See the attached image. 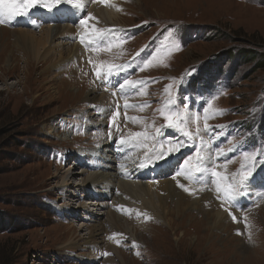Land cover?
Returning <instances> with one entry per match:
<instances>
[{"label": "rangeland", "instance_id": "374dc122", "mask_svg": "<svg viewBox=\"0 0 264 264\" xmlns=\"http://www.w3.org/2000/svg\"><path fill=\"white\" fill-rule=\"evenodd\" d=\"M109 1L104 9L117 7L121 24L108 25L89 16L93 15L90 8L95 0H87V10L78 17L86 20L85 27L99 30L133 28L118 38L123 43L101 40L96 48L91 38L86 41L81 34L78 19L74 27L69 26L74 33L52 41L53 46L60 44L61 53L53 50L55 53L47 60L40 58L43 49L39 58L30 61L29 55L17 48L22 44H16V49L12 46L15 36L3 31L13 30L11 26L0 25V264H264V175L259 173L264 174V0ZM43 3L56 9L71 7L64 3L53 6L54 0ZM47 12L43 7L34 15L37 27L27 26L38 31L34 32L38 37L42 35L40 29L52 23L46 20ZM146 43L151 48L149 54L143 59L137 57V51ZM175 44L179 50H174ZM107 47L112 48L101 51ZM122 61L132 67L139 64L130 70L122 68L129 76L125 79L150 81L130 97L118 87L114 94L104 78L96 75L91 80L87 73L88 68L96 72L109 64L123 66L119 64ZM145 61H151V65L141 70ZM91 89L98 92L90 94ZM101 93L107 97L104 106L93 102ZM169 97L175 101L169 110H187L200 116L187 124L193 134L200 129L198 137L189 140L180 131L166 127L167 120L158 109L165 107ZM208 101L212 108L207 124L212 127L205 131L202 109ZM116 105L120 106L119 115L113 122ZM105 107L111 108L105 112ZM215 109L225 111L213 117ZM157 129L161 135H155ZM144 131L150 138H138L141 146L134 151L130 147L126 154L130 169L123 172L119 165L117 171L97 168L96 172L107 178L106 182L102 178L98 182L106 188L111 184L110 175L116 177V172L122 171L128 176L129 171L140 167L135 165L137 161L142 163L145 155L151 156L152 149L167 138L174 144L164 147H179V151L162 159L153 158L150 163L153 170L175 155L177 160L170 172L155 173L153 178L147 177L153 172L150 170L147 176L137 178L141 184H151L149 188L156 194L168 196L167 207L158 208L157 216H153L154 210L144 208L142 199L137 201L140 208L127 204L133 200L118 190L107 195V202H116L114 205L98 207L101 201L90 195L92 191L85 195L86 189L78 186L84 168L79 152H99L101 143L109 137L116 136L118 141ZM117 145L122 147L121 143ZM221 149L224 154L218 156ZM197 153L204 156L199 165ZM244 153L255 154L257 167L250 169L255 180L236 198L247 199L237 210L238 203L227 200L223 191L217 190L211 172L195 169L214 168L230 182L242 165L249 163ZM189 156L193 157L191 168L177 175L185 169L183 161ZM104 158L98 155L100 163H105ZM89 160L95 163V159ZM59 171L68 172L73 182L70 186L60 185L63 175H58ZM114 179L130 183L124 177ZM167 181L182 196L169 197L161 187ZM95 189L103 194L102 188ZM178 199L182 206L185 204L183 208H178ZM82 203L89 211L79 208ZM108 212L127 221L133 235L122 238L112 228ZM214 213L221 215V221ZM97 223L103 228L95 235V243L84 245L90 233L98 229L93 228Z\"/></svg>", "mask_w": 264, "mask_h": 264}, {"label": "bare ground", "instance_id": "6f19581e", "mask_svg": "<svg viewBox=\"0 0 264 264\" xmlns=\"http://www.w3.org/2000/svg\"><path fill=\"white\" fill-rule=\"evenodd\" d=\"M82 1H83L82 3L87 5V0L86 1L82 0ZM95 1H97V2L94 3V5H92L91 8H90L91 12H93V15H91V16L94 17L95 20L102 19V20L105 21L104 23L108 24V25L121 24V22L119 20H117V12H116V10L118 8L113 6L114 2L112 4V6H111V7H114V8H113L112 11H110V9H104V4H106V3L103 2V0H95ZM109 2L110 1L107 0V3H109ZM73 7L72 8L71 7L70 8L61 7V8L54 9L53 11H50L51 18H53V20L56 21V22H52L51 24L46 25V26H49V27H46V28L43 27L42 29H40V31L42 32V35L40 37H38L36 35L37 33H34V32H38V31H34V29H30L27 26L28 25L36 26V24L31 19L40 10H42V9H40L41 6H37L36 8L30 9L29 10V14L26 15V16L16 17L13 21L5 22V23L0 24V25L5 27L6 24H9L11 26L10 28H12L13 30H9V29H5L4 28L3 31L4 32L5 31L6 32H10V33H12L15 36V38L13 39L12 46L15 47V49H16V44H19V43L22 44L21 47H17V48L22 50L26 56L29 55L30 61H31L32 58L33 59L39 58V54H41V51L43 49H45V50H43V57H40V58L42 60H47L51 53H55L53 50H55V51L58 50L59 53H61L60 44H58L56 46H53L52 45V41H55L56 39L60 40V38H62V36L66 35L67 33H70V32L74 33V29L73 28L70 29L69 26L70 27H74L75 23L79 19V17H78L79 12L80 11H82V12L85 11V6L82 9H77V8H75V7L73 8ZM66 12H68L70 20L73 22L72 25H66L65 24L66 22H64L62 24L63 21H65V20L67 21L69 19L67 14H66L67 19H64V17H63V15ZM79 22H80V20H79ZM95 24L96 23L92 22L91 25H95ZM38 25L40 26V23ZM50 25H52L53 27H50ZM0 28H2V27H0ZM7 28H9V27H7ZM111 29H115V32L113 33V35L116 38L119 35H128L133 28L132 29H124L123 28L121 31L119 29H116V28H111ZM79 30H80L81 34H83V36L86 38V41H89V38H91L93 43H95V44H98L101 40L104 41L103 37L97 38L95 36V28L85 27L84 25L81 24ZM108 30H110V29H108ZM93 31H94V33L92 34ZM72 37H73V35H71L69 40H71ZM85 38H84V40H85ZM114 40L117 41L116 39H114ZM49 43H51V45H52L51 47H48ZM119 43H123V42H119ZM65 44L66 43H63L62 46L64 47ZM5 45H6V49L8 51H10V49H8V48H10L9 44H5ZM24 46L26 48H24ZM111 48L112 47H107V48H105V49H103L101 51H106L107 52ZM150 49L151 48L145 47V49H144V51L142 53L143 54L142 57H147V56H145V54L149 53ZM12 55H13V53H12ZM91 62H92L91 60H87L86 61V63H91ZM123 62L124 61H122L119 64H123V68H128L130 70V68L132 66L129 63L124 64ZM28 63L30 64V62H28ZM134 68H135V66L132 67V69H134ZM87 73L90 74V79L91 80L95 79L96 72L93 69L88 68V72ZM125 77H127V75L121 68L117 74H115L113 76H110V77H107V78H104V80H105V83H107L108 86L110 84V87H112V88H115L116 85L118 84L117 87L120 90L121 88L119 87V85H120L119 82H121L123 79H125ZM149 82L150 81L148 79H146V80H144V83L143 82L141 83L140 87H138V88H136L134 90H131V88H127V89H125L123 91V94L125 96H127V97H130V96L134 95V91L137 94V93L141 92L143 87H145L147 84H149ZM96 92H98V91L91 89V91L89 93L90 94H95ZM93 102H94V104H96V102H99L98 103L99 106H100V104L102 106L106 105L108 103L106 94L101 93V94L97 95L96 98H93ZM110 108L111 107H105V112H108L110 110ZM64 136L65 137L67 136L66 133L64 134ZM109 138L106 139L105 143H101L102 147L100 148L101 150L99 149V152L97 150H95V151L92 150V152L89 153V154H84L82 152H79V155L81 156L80 164L82 166H84V168L82 170L83 178L81 179V182L78 183V186L86 189L84 191L85 195H89V191H92V194H90V195H94L96 197L95 199H97V201H99V202L101 201L99 203L98 207L101 206V208H107L110 205H114L116 202L112 201V204H110V202H107V200L110 199V198H108L107 195L112 196V194L114 193L113 190L114 191L118 190L119 192L122 193V195L125 192L133 200V201L126 202L127 204H131L132 203L133 205H136V206L139 207L137 201H138V198H140V199H142L143 203H141V204L144 206V208L154 210V212L151 213V214L153 216H157V214H155V212L158 210V208H161L163 210V209H165L167 207L166 201H167L168 196L167 197H162L160 194H156L155 192L150 190L149 187L151 186V184H148V185L141 184V183L138 182V179H137V178H140L142 176H147V173H151L150 172L151 166L149 164H147V166L143 167L140 172H139V168L140 167L136 168L134 171H129L128 176H125V174H123V172L128 171L130 169L131 165H132L128 160H126V154H127V152H129L131 150V148L130 147H124V146L118 147L117 144L120 143V140L116 141V139H117L116 136L113 137L112 139H109ZM166 148H168V147H166ZM98 155H103V157H105L104 160H103L105 163H100L98 161ZM83 157H88V160L87 159H83ZM90 158L95 159L94 160L95 163H92L89 160ZM175 161H176L175 155H172L171 158L162 160L159 165L154 167L153 175L155 173H160L161 175L167 174L168 172H170V169L173 166ZM140 164H141V162L137 161V163L135 165L139 166ZM118 165H119L120 168H121L120 165L124 166L122 168L123 172L122 171L116 172V177H113L112 175H110V181L109 182L111 184L107 185L106 188L103 187L102 184H99L98 181L101 178L103 179V182H104V180L106 182L107 178H106V175H99L96 172V169L100 168V167H102V168L104 167L105 169L117 171L116 168H117ZM113 166H114V168H112ZM256 167H255V169H256ZM88 169L90 171H93V172L89 173ZM259 173H261L262 176L264 175L263 172H259ZM60 174L63 175V177H61V181H62V183L60 184L61 186L66 187V186H70V184L73 183L71 181V178H68L69 177L68 176V172L65 171V173H62L61 171H59L58 175H60ZM180 175H182V174H180ZM151 176H152V173H151ZM118 177H124L130 183L122 182L120 179H114V178H118ZM95 182H96V185H95ZM187 185L190 186V187H193V186H191L189 184H187ZM89 186H93L94 189H89ZM95 187L102 188L103 194L99 193L98 190L95 189ZM161 187L163 188V190L167 191V194L169 195V197L173 198L176 195L181 194L179 191H177L173 187V185L171 184L170 181H167V183L163 184ZM104 189H106V190H104ZM181 196H182V194H181ZM121 198H122V200H125L126 197H121ZM121 198H120V200H121ZM199 201L202 203L201 200H199ZM235 202L238 203V209L237 210H240V208H242L245 205V202H247V199L246 200L245 199H236ZM198 203H196V205ZM177 205H178L179 209H180V207L183 208L185 206V204H183V206H182L181 200L178 201ZM79 208L88 210V207H87L86 203L85 204L82 203V205H79ZM120 208L123 209L122 207H120ZM83 214H84V212H83ZM108 214H109V220H111V222H112V228H115V231L120 232V234L122 235V238L131 237L133 235V234L131 235V233H130V228H131L130 226L131 225H128L127 221H122L121 218L116 216L113 212H108ZM214 215L216 216V219L218 221H221L220 220L221 219V215L219 213L218 214L214 213ZM97 224L98 225L94 226L93 228H98V229L95 230V231H92L90 233V237L84 243V245H89V244H94L95 243L94 242L95 235L97 234V232L100 229L103 228V227H100L101 224L100 225H99V223H97ZM139 225H140V227H143L142 223H139ZM112 248H113V244H112ZM116 248H114V249H116Z\"/></svg>", "mask_w": 264, "mask_h": 264}, {"label": "snow or ice", "instance_id": "6c2138e0", "mask_svg": "<svg viewBox=\"0 0 264 264\" xmlns=\"http://www.w3.org/2000/svg\"><path fill=\"white\" fill-rule=\"evenodd\" d=\"M103 2H107V0H103ZM61 3L70 5V6H74L77 9H82L84 7L83 3L81 2V0H54V5H59ZM37 6H41L44 7L48 10H51V6L47 3H41V0H0V24H3L5 22H11L13 21L16 17H20V16H26L29 14V10L36 8ZM89 16H91V14H89ZM80 23L82 25L87 26V22L84 19L80 20ZM115 32V29H110V30H99V29H95V36L97 38L103 37L104 38V42H108L110 43L112 40L116 39L113 35V33ZM82 42L84 41V37L81 36L80 37ZM174 50H179V45L175 44L174 46ZM151 65V61H145L143 62L142 66H141V70L144 69V67L146 66H150ZM102 68H104V66L102 65ZM123 68L122 65H112L109 64L106 66V69H104L103 71L101 69H97L96 71V75L98 78H107L110 76H113L115 74H117L119 72V70ZM187 75V73H186ZM138 83H142V82H134L131 81L129 79H125L123 81V83H121L119 85V87L121 88V90H125L127 88H131V87H135ZM171 87V85L169 86V88ZM167 91V89H166ZM144 94V93H142ZM175 104V101L173 99H171V97H169V99L167 100L165 107L158 109V111L161 112V114H163L167 120V125L166 127L171 128L173 130L176 131H180L182 135L186 136L189 140H193L195 137L199 136V132L200 129L197 128V131L195 134L189 132L187 130V124L190 120H199L200 116H196L194 114H190L188 113L187 110H184L182 113L181 112H173L171 110H169V106ZM146 105L140 106V107H145ZM95 107V106H93ZM119 105H116V112L115 114L112 116V121L114 122L116 119V116L119 115ZM125 108L129 107V105L126 103L124 105ZM212 108V104L211 101L207 102V106L205 108L202 109V113H203V117L205 120V127L204 130L205 131H209L211 130L212 126H209L207 124V120L209 118H211L208 114L209 109ZM225 110L223 109H215V111L213 112V117L216 114H223ZM128 119H132V120H136L138 118H134V117H129ZM219 127V126H217ZM155 135H161V132L159 129L156 130ZM143 138L145 141L148 140L149 137V133L147 131L144 132H137V133H132L131 136L128 139H125L124 137H120V143L122 146L124 147H140L141 146V141L138 138ZM201 143H203V140L201 138ZM168 144V145H173L174 141L172 140H165L162 143L156 145L153 149H152V155H145L143 162L139 165L141 168L147 166L148 163H150L152 161L153 158L155 159H162L165 156H167L170 153H174L179 151V147H168L165 148L164 145ZM144 147H147V144H143ZM182 146H187V145H182ZM224 152L221 149L217 155H223ZM245 160L249 161V163L247 165H242L241 171L234 174L233 177L231 178L230 182L228 181L227 178H222L221 177V173L216 172L215 169H208L206 167H200L197 166L196 167V172H211V174L213 176L216 177V184H217V190L218 191H223L224 197L232 202L236 201V198L239 197L242 193H241V189L246 187L249 183H251L252 181L255 180V177L252 175V172L250 171L251 168L255 167L254 164V160H255V154H249V153H244L243 154ZM198 161V165L202 164L204 161V156L200 155L199 153H197V156L195 157ZM193 160L192 156H189L187 159H185L183 161L185 168H191V161ZM121 167L123 168L124 166L121 165ZM226 167V165H225ZM185 169H180V171H178L176 174L180 175L184 172ZM221 179L224 180V183L221 184ZM262 179H264V177H262ZM180 187H184V185H180ZM234 220L236 219L235 216L232 217ZM238 234H240L238 232ZM134 246H136L134 244ZM105 255H108V253H104ZM139 254V253H137Z\"/></svg>", "mask_w": 264, "mask_h": 264}]
</instances>
